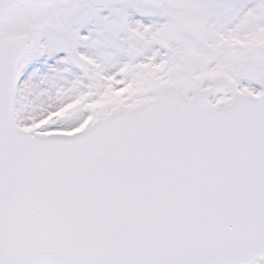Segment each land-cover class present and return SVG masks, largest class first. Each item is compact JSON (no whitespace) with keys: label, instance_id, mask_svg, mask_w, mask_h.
Masks as SVG:
<instances>
[{"label":"snow or ice","instance_id":"6c2138e0","mask_svg":"<svg viewBox=\"0 0 264 264\" xmlns=\"http://www.w3.org/2000/svg\"><path fill=\"white\" fill-rule=\"evenodd\" d=\"M0 264H264V0H0Z\"/></svg>","mask_w":264,"mask_h":264}]
</instances>
